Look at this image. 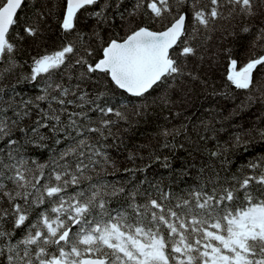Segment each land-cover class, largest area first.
I'll list each match as a JSON object with an SVG mask.
<instances>
[{"label":"snow or ice","instance_id":"snow-or-ice-1","mask_svg":"<svg viewBox=\"0 0 264 264\" xmlns=\"http://www.w3.org/2000/svg\"><path fill=\"white\" fill-rule=\"evenodd\" d=\"M255 141L264 0H0V264H264Z\"/></svg>","mask_w":264,"mask_h":264},{"label":"trees","instance_id":"trees-1","mask_svg":"<svg viewBox=\"0 0 264 264\" xmlns=\"http://www.w3.org/2000/svg\"><path fill=\"white\" fill-rule=\"evenodd\" d=\"M129 136L132 137V139L136 142H141V143L143 142V136L140 130H137L135 132H130ZM254 144H255V148L257 149L255 154L259 155L260 154L259 150L262 147H264V144H262L260 141H255ZM249 151H251V149H249Z\"/></svg>","mask_w":264,"mask_h":264}]
</instances>
